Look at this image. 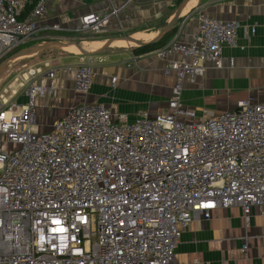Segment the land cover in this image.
<instances>
[{
	"label": "built area",
	"instance_id": "built-area-1",
	"mask_svg": "<svg viewBox=\"0 0 264 264\" xmlns=\"http://www.w3.org/2000/svg\"><path fill=\"white\" fill-rule=\"evenodd\" d=\"M50 9L51 0H0V62L37 38ZM117 12H88L75 33L105 32ZM197 20L189 42L176 35L155 51L170 61L165 74L177 77L167 109L155 116L142 111L129 122L108 106L83 103L51 130L37 131V100L56 91L60 68L50 60L5 90L0 264H176L182 230L192 221L232 206L248 220L264 205V101H239L210 117L183 102V81L222 68L224 48L238 46L237 21L203 12ZM95 60L83 56L68 67L81 94L94 83Z\"/></svg>",
	"mask_w": 264,
	"mask_h": 264
},
{
	"label": "crops",
	"instance_id": "crops-1",
	"mask_svg": "<svg viewBox=\"0 0 264 264\" xmlns=\"http://www.w3.org/2000/svg\"><path fill=\"white\" fill-rule=\"evenodd\" d=\"M177 3L178 0H51V9L48 15L40 19L41 29L36 37L40 39L38 41H44L54 35V30L43 29L54 24L63 27L61 32L77 35L75 30L80 25L82 15L117 9V14L112 17L104 32L106 35L102 36V40L91 43L102 44L98 45L101 48L110 38L109 34H120L123 30L124 33L148 44L165 29L174 16ZM199 12L221 20H234L241 25L238 46L224 48V66L209 67L202 79L212 81L215 78H224L228 81L250 83L260 89V94L256 98L239 101H264V0H198L186 15H182L181 21L175 24L176 31L171 39L178 35L179 40L189 42L198 29ZM90 36L96 35L82 34L76 38ZM110 47L114 48L112 45ZM133 49L117 47L93 55L96 59L95 77L88 94L75 90L74 71L68 69L69 66L76 65L78 56L72 54L53 59L56 67L60 69L57 71L59 76L52 84L61 93L67 107L66 110L54 113V109H49L48 99L39 98L37 114L46 110L49 117L45 120V126L36 119V130H51L54 121L63 116L67 109L83 103L108 106L116 114H126L129 122L135 121L142 111H147L152 116L165 111L177 82L175 72L165 74V68L170 61L160 60L155 54L157 50L136 55ZM113 77H117L115 84L112 82ZM41 82L51 83L45 79ZM128 90L163 93L166 101L162 107L152 103L148 109H126L119 102L124 99V93ZM188 93V88L183 89L184 104L204 116L195 103L189 101ZM55 95L57 97V93ZM237 104L225 111L235 109ZM175 254L176 264H264V205L254 207L248 220L238 206L220 207L213 211L209 220L203 217L195 219L182 230Z\"/></svg>",
	"mask_w": 264,
	"mask_h": 264
},
{
	"label": "rangeland",
	"instance_id": "rangeland-1",
	"mask_svg": "<svg viewBox=\"0 0 264 264\" xmlns=\"http://www.w3.org/2000/svg\"><path fill=\"white\" fill-rule=\"evenodd\" d=\"M178 5L179 3H177L175 10L178 7ZM121 33L127 34L126 32L124 33V31L122 30L120 31V34H115V35L109 34V35L110 38H113V37L121 36L122 35ZM105 35L106 34L103 32L99 35L85 37L83 39H78L74 37V38H60L57 40L67 41V42L76 41L82 44L84 42L102 40L101 39L102 36ZM38 40L40 39L35 38V40H33V44L29 46H33L42 42ZM106 42L107 40L105 41V43ZM134 47H137V45L134 44L130 48L133 49ZM112 49H117V47L114 48L108 47L104 51L107 52L108 50H112ZM88 51H92V50H88ZM14 54L15 53L9 54L5 59H3L0 62L1 65L3 62L11 61L9 65H7L6 69L2 73H0V100H1V96L6 94L5 90L6 89L11 90L12 87H14L16 79L27 73V70L30 67L41 66L43 69H45L43 66V62L47 60L54 61L53 59H57L65 55H72V54L77 55L78 62L80 61V58L83 56H88V57L92 56L89 54L83 55L81 51L78 53H74V52L65 51L64 49L61 48H48L46 50L34 54L33 56L11 60L10 58ZM95 62H94V66L96 64ZM58 76L59 74L56 75V77ZM183 87L186 90L188 88L189 101L194 102L196 107L199 108L198 111L202 113L205 117H210L213 116L214 114L225 111L226 108L235 106L237 102L241 99H246L250 97L256 98V96L260 94V89L256 86H252V84L250 83L228 81L224 78H215L212 81L202 79V77L197 78L195 81L185 79L183 81ZM56 93H57V97L55 95L53 98L48 99V102L50 103L49 105L50 107L49 106L48 107L50 110L54 109L53 110L54 113H58L67 107L64 99L60 95L61 93L59 94L57 90L55 91V94ZM124 95L126 96H123V94L121 95L123 96L124 99L121 100L119 103L123 104L126 109H130L133 111H136L138 109H148V107L152 103L159 104L160 107H162L163 106L162 104L166 101V98L163 93H154L148 90H128L126 93H124ZM26 98L27 96H25L24 93L20 94L21 100H26ZM48 117L49 114L46 110H44L41 114L39 113V115L36 114L37 121L40 120V122L43 123V126H45V122H46L45 120Z\"/></svg>",
	"mask_w": 264,
	"mask_h": 264
},
{
	"label": "water",
	"instance_id": "water-1",
	"mask_svg": "<svg viewBox=\"0 0 264 264\" xmlns=\"http://www.w3.org/2000/svg\"><path fill=\"white\" fill-rule=\"evenodd\" d=\"M189 0H181V2L179 3L178 7L176 8L175 12H174V16L170 19L169 23L167 24V26L165 27V29L152 41L148 42V43H156L158 41H160L166 34H168L171 29L175 26L176 23L180 22L182 15H181V11L184 7V5L188 2ZM116 39H127L128 41H132L134 42V44H136L137 46H144L147 43L137 40L135 39L132 35H128V34H122L121 36L118 37H113L107 40V42L99 49L93 50V51H88L87 49L83 48L81 46L80 43L76 42V41H72V42H67V41H58V40H53V41H44L41 43H38L36 45L33 46H27L24 47L22 49H20L19 51H17L14 55H12V57L10 58L11 60H15L17 58H23V57H28V56H33L34 54L46 50L48 48H61L63 45L68 44V43H74L75 45H77L80 48V51L83 54L86 55H98L100 53H102L106 48L110 47L113 43L114 40ZM7 62H3L0 65V73H2L6 67H7Z\"/></svg>",
	"mask_w": 264,
	"mask_h": 264
},
{
	"label": "trees",
	"instance_id": "trees-1",
	"mask_svg": "<svg viewBox=\"0 0 264 264\" xmlns=\"http://www.w3.org/2000/svg\"><path fill=\"white\" fill-rule=\"evenodd\" d=\"M180 2H181V0H178V3H180ZM175 31H176V27H173L171 29V31L168 34H166L160 41H158L156 43H148V44H146L144 46L134 47L133 50L136 53V55H140V54H144V53H148V52H152V51L158 50V49L163 47L166 43H168L171 40V38L173 37ZM53 34L54 35L47 37V39H45L44 41H53V40H57V39H60V38H74V37H77V35L61 32V31H55V32H53ZM44 41H42V42H44ZM31 44H33V42L29 43V44H27V45H25L23 47H20L18 49H15L14 51H12V53H16L20 49H22V48H24L26 46H29ZM12 53H10V54H12Z\"/></svg>",
	"mask_w": 264,
	"mask_h": 264
},
{
	"label": "bare ground",
	"instance_id": "bare-ground-1",
	"mask_svg": "<svg viewBox=\"0 0 264 264\" xmlns=\"http://www.w3.org/2000/svg\"><path fill=\"white\" fill-rule=\"evenodd\" d=\"M198 0H189L183 7L182 11H181V15H186L191 9L192 7H194L196 5ZM138 40V39H137ZM97 43H91V42H84L81 44V46L87 50H96L97 48H99V45ZM134 45V42L132 41H128L127 39H116L113 41L112 46L113 47H120V48H125V47H132ZM61 49H64L65 51H69V52H74V53H78L80 52V48L75 45L74 43H68L65 44L61 47ZM18 59V58H17ZM11 61H9L7 63V65H9Z\"/></svg>",
	"mask_w": 264,
	"mask_h": 264
}]
</instances>
